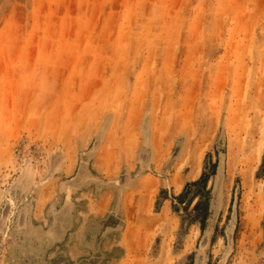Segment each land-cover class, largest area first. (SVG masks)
<instances>
[{"label": "rangeland", "instance_id": "rangeland-1", "mask_svg": "<svg viewBox=\"0 0 264 264\" xmlns=\"http://www.w3.org/2000/svg\"><path fill=\"white\" fill-rule=\"evenodd\" d=\"M260 142L264 0H0V264H264Z\"/></svg>", "mask_w": 264, "mask_h": 264}, {"label": "bare ground", "instance_id": "bare-ground-1", "mask_svg": "<svg viewBox=\"0 0 264 264\" xmlns=\"http://www.w3.org/2000/svg\"><path fill=\"white\" fill-rule=\"evenodd\" d=\"M245 149L246 148L243 149V152L241 154L242 158L239 160L240 165L242 166L240 176H241L243 188L245 190H252L253 189V179H254L255 166L259 162V160L263 154L264 143L260 142V143L256 144V146H254V148L252 150H250V152L245 151ZM195 157H196V159H195ZM193 159H195V163L197 165L198 159H197L196 154L193 156ZM198 173H199V171L197 170L196 175ZM177 181L178 180H176L175 182H177ZM176 186L178 189L181 188V185L176 184ZM143 188L147 192V194H146L147 200L151 202L153 195L156 192L155 187L153 186V184L151 182H145V184H143ZM262 200H263L262 197L258 198L257 201H255L253 204L248 206L247 211L248 212L251 211L247 217V222H248L247 224L248 225L251 224L253 227H255L259 224L260 219L262 217L263 210H264V205L262 203Z\"/></svg>", "mask_w": 264, "mask_h": 264}, {"label": "trees", "instance_id": "trees-1", "mask_svg": "<svg viewBox=\"0 0 264 264\" xmlns=\"http://www.w3.org/2000/svg\"><path fill=\"white\" fill-rule=\"evenodd\" d=\"M207 185H208V177L205 174H203L202 177L197 182H195L193 184H189L188 187H194L195 186V187H203V188H206ZM184 195H185V192L182 193L181 196L178 199L180 201H182V198L184 197ZM201 204H202V200L200 201V203L197 204L196 209H199L200 206H201ZM207 213H208V209L206 210V214Z\"/></svg>", "mask_w": 264, "mask_h": 264}]
</instances>
